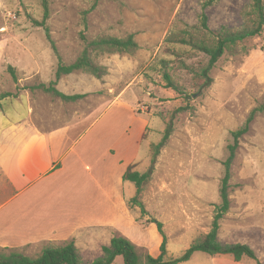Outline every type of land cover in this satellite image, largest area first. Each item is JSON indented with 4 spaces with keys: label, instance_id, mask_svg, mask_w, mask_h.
Wrapping results in <instances>:
<instances>
[{
    "label": "rangeland",
    "instance_id": "rangeland-1",
    "mask_svg": "<svg viewBox=\"0 0 264 264\" xmlns=\"http://www.w3.org/2000/svg\"><path fill=\"white\" fill-rule=\"evenodd\" d=\"M204 3L102 0L94 5V0H50L47 26L62 64L73 63L85 41L101 36L132 35L138 46L133 54L93 56L105 69L102 79L74 72L53 84L59 61L43 29L34 24L42 19L40 0H0V95H11L1 103L0 137L17 118L14 111L21 119L29 113L31 124L42 132L87 116L96 119L93 135L107 137L121 154L135 153V172L144 174L153 168L140 197L146 216L128 207L132 218L128 221L135 222L129 241L152 248L154 233L160 235L147 220L155 219L163 225L168 257L176 258L194 239L209 232L214 206L219 204L231 132L244 124L253 109L260 108L238 141L230 168V207L220 221L218 239L249 246L264 264V30L240 44L237 55L222 57L211 71V84L198 90L191 71L207 58L186 47L168 45L165 38L197 26L202 14L212 31L237 29L247 22L252 0H220L205 9ZM161 61L169 62L166 70ZM164 72L183 95L165 88ZM49 87L83 97L64 102L47 92ZM167 126L171 135L152 164L151 147L161 141ZM10 194L0 172V203ZM134 194V185L126 182L125 197L131 199ZM38 250L20 252L33 257ZM94 257L88 255L85 261ZM199 258L206 264H213V258L229 261L221 264H237L229 256L202 253L194 254L191 264L199 263ZM113 264H123L122 257ZM239 264L256 262L245 258Z\"/></svg>",
    "mask_w": 264,
    "mask_h": 264
},
{
    "label": "crops",
    "instance_id": "crops-1",
    "mask_svg": "<svg viewBox=\"0 0 264 264\" xmlns=\"http://www.w3.org/2000/svg\"><path fill=\"white\" fill-rule=\"evenodd\" d=\"M14 113L17 118L9 120L12 125L0 137V172L11 191L0 203V248L41 250L73 241L85 260L99 257L115 234L132 240L135 222L128 221L130 199L122 178L128 166L136 169L135 153L121 154L107 137L94 136L97 122L88 116L42 132L31 124L29 113L22 119ZM154 235L152 248L144 242L135 246L157 258L162 239ZM192 258L182 264H191ZM200 258L197 264H206Z\"/></svg>",
    "mask_w": 264,
    "mask_h": 264
},
{
    "label": "trees",
    "instance_id": "trees-1",
    "mask_svg": "<svg viewBox=\"0 0 264 264\" xmlns=\"http://www.w3.org/2000/svg\"><path fill=\"white\" fill-rule=\"evenodd\" d=\"M100 1L102 0H94V5ZM219 1L220 0H205L203 8L210 7ZM40 5L43 12L42 19L40 22L35 21L34 24L43 29L46 40L59 61L53 84H55L61 76L70 75L74 72H85L94 76L96 79H102L105 75V69L94 62L93 56L116 53L133 54L138 49L132 35H126L122 38L101 36L93 40L85 41L83 50L73 63L69 65L62 64L56 47L49 35L47 26L50 0H40ZM247 16V22L237 29L222 27L218 31H212L207 25V17L202 14L197 26L170 33L165 38L164 42L168 45L186 47L191 52L202 54L207 58L206 63L200 66L198 70L191 71L196 77L197 82L195 86L198 90L207 88L211 84V71L222 57L237 55L240 44L259 36L263 32L264 0H252L251 9ZM161 64L164 70L169 66V62L161 61ZM162 77L165 81L166 89H170L176 94L183 95L180 87L173 82L167 72H164ZM46 91L52 93V95L64 102H75L83 97L81 95H64L53 87L47 88ZM10 96L9 93L0 95V107L2 101ZM261 111L260 108L253 109L249 113L244 124L231 132L232 144L227 147L228 156L223 162L224 172L218 189L219 204L214 206V215L210 230L207 234L194 239L189 247L178 257H168L167 238L163 231V225L155 219H149L147 222L153 223L156 226L162 239L159 246V256L157 258L151 257L146 251H140L139 248L127 238L115 234L111 238L109 245L101 248V255L91 262H87L83 259L73 241H68L61 245H45L40 252L33 257L24 255L16 249L0 248V264H113L117 257H122L123 264H182L188 262L195 253H203L209 257L229 256L236 263L246 258L255 261L256 264H262L257 261L254 251L249 246L223 243L218 239L220 221L230 207V168L235 158L238 141L248 132L251 122ZM170 135L171 128L167 126L163 132L161 141L156 145H152V164L159 150L166 144ZM134 169L135 166H128L122 178L123 181L132 183L135 188V194L128 201V207H135L139 209L142 216H146V211L140 201V197L143 192V187L150 180L153 168L151 167L150 171L144 174H139L135 172Z\"/></svg>",
    "mask_w": 264,
    "mask_h": 264
}]
</instances>
